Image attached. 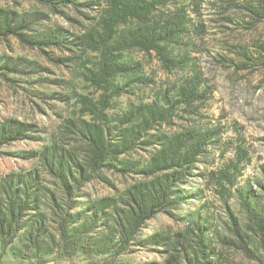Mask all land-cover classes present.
<instances>
[{
    "label": "rangeland",
    "instance_id": "obj_1",
    "mask_svg": "<svg viewBox=\"0 0 264 264\" xmlns=\"http://www.w3.org/2000/svg\"><path fill=\"white\" fill-rule=\"evenodd\" d=\"M85 1L90 0L78 3ZM176 1L166 10L185 17L184 30L163 47L177 66L166 68L154 52H123L119 63L132 66L135 72L112 79L114 85L125 88V94L112 98L106 111L114 126L139 105L167 107L169 101L171 122L149 134L155 135L151 146L140 139L134 148L113 159L116 168L97 171L81 192L94 205L116 198L144 180L141 171L149 164L153 147L190 130L209 145L180 188L186 202L180 210L159 213L144 223L134 237L127 231L120 237L114 229L91 232L84 215H37L35 210L11 226L15 232L11 242L9 236L0 235V264H180L178 252L172 249L173 235L196 219L210 226L213 234L207 238L208 246L220 264H264L263 245L235 193L238 187H250L264 206V11L253 0ZM102 7H61L54 13L34 1L0 0V10L38 15L22 32L28 39L57 31L71 41L84 31H96ZM98 61L96 54L77 50L72 44L41 51L13 35L0 39V123L12 120L33 127L26 138L0 145V178L32 170L40 175L42 168L29 154L52 142L64 147L69 141L65 147L78 149L79 143L65 134L63 122L89 121L84 102L100 107V92L85 79L88 70L97 69ZM187 81L198 83L203 94L185 108L175 102ZM238 147L247 152L248 160L239 164L241 174L223 202L206 182V175L232 161ZM46 187L56 188L48 181ZM62 217L68 220V234L60 239ZM0 218L10 224L6 215ZM232 221L247 253L234 240ZM35 224L49 237L39 242L37 250L26 237ZM150 238L152 242H147Z\"/></svg>",
    "mask_w": 264,
    "mask_h": 264
},
{
    "label": "trees",
    "instance_id": "obj_2",
    "mask_svg": "<svg viewBox=\"0 0 264 264\" xmlns=\"http://www.w3.org/2000/svg\"><path fill=\"white\" fill-rule=\"evenodd\" d=\"M27 1L49 7L54 13L61 7L91 8L93 4H102L98 30L84 31L71 41L57 31L28 39L22 32L27 30L29 20H37L38 15H18L0 10V39L13 35L21 43L41 51L47 47L59 49L72 44L77 50L96 54L98 67L95 71L88 70L85 79L100 92V107L84 102L91 118L89 121L68 119L63 122L65 134L79 143L78 149L65 147L69 141L64 143V147L58 141L52 142L41 151L29 154L30 158L37 159L42 168L40 175L37 170H32L0 178V215H6L10 221L7 226L6 221L0 218V235L9 236L11 242L15 236L11 226L19 222L22 215L37 210V215H84L83 222L90 226V231L114 229L120 237L125 236L126 231L134 237L144 223L159 213L180 210L186 202L180 188L190 177L189 170L207 152L209 143L204 138L194 131L186 130L174 134L159 148L153 147L149 164L141 171L144 180L131 185L116 198L100 200L99 207L90 204L81 190L97 171L116 168L112 164L113 159L134 148L138 140L145 139L146 147L151 146L155 135L149 134L158 126L171 122L172 107L169 101H166L167 107L153 103L139 105L125 113L119 125L114 126L108 121L106 111L112 98L125 94V88L114 85L112 79L117 75L126 76L135 72L132 66L120 64L119 56L133 49L144 53L154 52L166 68L176 67L163 46L182 34L185 17L166 10L176 0H90L84 3H78V0ZM253 1L264 11V0ZM162 10L166 12L161 13ZM128 24L133 25L126 28ZM202 94L198 83L187 81L185 86L179 88V99L175 104L191 107L201 100ZM32 128L17 121H3L0 123V145L26 138L28 132H33ZM236 150L232 161L206 175V182H210L223 202L241 174L239 164L248 160L245 150L240 147ZM47 181L56 188L46 187ZM259 186L262 188V185ZM245 188L238 187L235 193L264 248V206L260 199L255 198L250 187L247 188L248 192ZM234 223L232 221L231 227L234 240L239 242V249L247 253L248 249L240 240V230ZM67 226L68 220L62 217L58 225L60 239L67 237ZM212 234L206 221L196 219L190 221L182 232L173 235L172 249L178 252L179 263L220 264L208 246L207 238ZM26 237L31 248L36 250L39 249V242L49 238L46 231L36 224L28 229ZM146 241L152 242V238Z\"/></svg>",
    "mask_w": 264,
    "mask_h": 264
}]
</instances>
